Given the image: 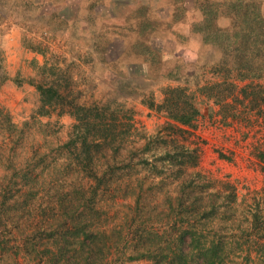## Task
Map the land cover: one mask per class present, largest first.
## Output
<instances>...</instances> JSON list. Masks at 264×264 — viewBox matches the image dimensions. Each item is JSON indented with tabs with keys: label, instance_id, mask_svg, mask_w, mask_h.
<instances>
[{
	"label": "rangeland",
	"instance_id": "374dc122",
	"mask_svg": "<svg viewBox=\"0 0 264 264\" xmlns=\"http://www.w3.org/2000/svg\"><path fill=\"white\" fill-rule=\"evenodd\" d=\"M201 1L206 0H0V109L17 126L8 125L6 117H0V202L3 195H12L11 189L16 191L14 181L18 188L21 186L17 169L34 168L36 173L43 170L39 163L45 152L47 162L54 160L58 164L44 176L60 183L68 179L67 185L92 183L88 176L74 169L65 174V167L61 166L67 161L65 152L62 155L48 150L67 141L74 120L55 114L39 117L44 123L58 121L50 129L54 131L50 138L44 137L41 128L33 122L40 100L31 82H41L39 66L48 58L50 64L55 61L59 68L70 66L76 87L82 92L81 104L89 106L110 98H123L121 101L133 111L134 133L117 160L126 158L129 163L118 172V175L122 173L118 184L122 188L98 199L105 210L101 212L106 218L103 224L108 227L107 235L114 241L113 247L119 241L120 248H125V251L114 250L108 259L110 264H153L145 259L129 261L124 252L129 251L130 255L134 246L154 244V232L159 227L170 231L169 222L157 220L156 214L163 210L161 201L175 199L179 188L177 181L163 178L169 172L162 171L166 164L159 156L165 149L173 151L175 146L183 145L198 152V165L184 168L190 174L202 173L209 185L204 194L206 202L224 203L231 199V188L235 189L240 202L238 209L233 213L221 206L226 212H219L223 218H219L217 229L222 234L232 229L247 234L252 210H261L264 215V68L253 76L246 72L245 78L239 76L237 69L225 71L216 46L205 41L211 35L202 32L206 25L199 8ZM227 1L233 0L224 2ZM261 2L264 16V0ZM217 19V29L232 31V14ZM228 35L232 37L233 33ZM92 37H101L103 42L111 40L105 44L108 64L96 65L95 70L76 61L78 55H85L80 53L94 48ZM261 61L264 63V59ZM231 64L230 67L237 68ZM225 77L229 84L242 88L228 95L230 90H225L223 83ZM249 86L253 89L256 86V92H261L258 99L252 94L245 99L244 93H240ZM170 88L183 90L184 97L193 98L189 102L199 111L193 125L182 130L168 124L172 120L165 112L144 103L152 99L156 106L161 104ZM225 96V100L217 101ZM179 101L183 102L180 98ZM106 160L101 159L100 169H104ZM12 177L13 181H9ZM47 201L44 199V205ZM12 211L10 219H19L29 229L39 220L29 222L33 221V215L20 208L13 207ZM14 243L21 247L24 242L19 239ZM0 264L28 262L22 255L8 253L0 256Z\"/></svg>",
	"mask_w": 264,
	"mask_h": 264
},
{
	"label": "trees",
	"instance_id": "16d2710c",
	"mask_svg": "<svg viewBox=\"0 0 264 264\" xmlns=\"http://www.w3.org/2000/svg\"><path fill=\"white\" fill-rule=\"evenodd\" d=\"M224 1L226 0L218 3L209 0L200 2L199 8L206 25V30L202 29V32L211 35L205 37V41L216 46L221 54L225 71L237 69L241 78L246 77V72L253 76L255 72L264 68L263 60L261 61L264 59L262 0ZM224 9L228 12L220 11ZM223 14H232L234 17L233 29L230 32L215 27L219 20L217 17ZM229 33H233V36H229ZM91 39L95 40L94 48L84 52L80 50L83 52L80 54L85 55H78L79 59L76 61L89 64L94 69L96 65L107 63L105 44L108 40L103 42L101 37ZM36 52L43 53L40 50ZM230 64L237 68L230 67ZM39 75L41 82H31L40 100L33 122L41 128L40 132L44 137L50 138L54 134L50 129L58 124V121L44 123L39 117H51L55 114L59 118L69 116L74 120L67 141L48 150L59 151L62 155V152H65L67 161L61 164L65 167V174L74 169L88 176L92 183L88 186L83 183L80 186L67 185L68 179L60 183L55 178L44 176L46 171L58 164L54 160L46 161L47 152L41 156L39 165L43 170L39 173H36L34 168L26 171L17 169L20 173L21 186L18 188L17 181H14L16 191L13 192L11 189L9 194L12 195H3L0 202V256L8 253L22 255L28 264H110L109 257L116 248H120V245L118 241L113 247L114 241L111 242V237L107 235L108 227L103 224L106 218L101 213L105 210L98 199L104 198L113 189L122 188V185H118L122 173L118 175V172L129 166V163H126V158H122L119 161L121 163L117 160L118 157L121 158L122 149L131 141V133H134L132 129L135 125L131 123L133 111L121 101L123 98L119 100L110 98L105 103L89 106L81 104L79 99L82 92L76 87L70 66L65 69L59 68L58 63L53 61L50 64L49 59L46 58L45 63L39 66ZM223 83L227 88L225 90H230L228 95L242 88L229 84L228 77H225ZM249 88L252 87L240 91L246 96L245 99L249 98V94L254 98L260 97L261 92H256V86L247 93ZM166 94L165 99L157 106L152 99L145 100L144 103L151 109L156 107L159 111L165 112L172 120L168 124L173 129L182 130L183 127L193 125L199 114L197 108L190 103L193 98L186 99L185 92L177 88L167 89ZM226 97H221L217 101L221 102ZM179 98L183 102H180ZM0 117H6V123L17 128L9 120V115L7 113L4 115L3 109H0ZM127 117L128 120H125ZM109 152L111 156L108 157ZM104 157L107 159L106 165H103L104 169H100L98 165ZM159 158L166 164L162 171L169 172L163 178L177 181L179 188V195L175 199L170 197L161 201L160 206L163 210L156 214L157 220L169 222L170 231L159 227L158 231L154 232V244L143 243L142 246H134L130 255L129 251L124 252L127 259L129 261L145 259L152 261L153 264H239L240 262L264 264L262 211L252 208L253 219L247 234H238L234 229L222 234V230L217 229L219 218H223L219 212L222 210L236 212L240 202L236 197L235 189L231 188L229 197L231 199H226L224 203L206 202L204 194L209 189V185L203 179L202 173L190 174L186 172L188 169L184 168L186 165L191 168L198 165V152L195 149L191 150L183 145L175 146L173 151L165 149ZM177 166L180 167L176 169ZM9 181H13V177ZM70 186L72 189L69 188ZM40 196H43V199ZM194 196L200 197L194 198ZM74 198L76 200H73ZM44 199L48 200L46 205ZM71 199L77 204L70 203ZM13 207L33 215V221L29 222L33 223L39 219L35 225L30 226L33 229L22 225L19 219H10L11 213H14ZM59 213L62 216L58 218ZM229 222L228 224L232 226L233 222L230 220ZM119 236L122 239L121 233ZM19 239L24 242L21 247L14 243ZM125 244H128V240ZM123 248L120 249L124 250Z\"/></svg>",
	"mask_w": 264,
	"mask_h": 264
}]
</instances>
